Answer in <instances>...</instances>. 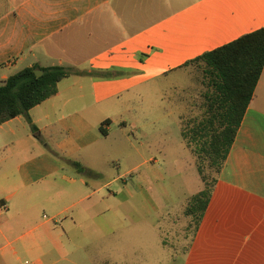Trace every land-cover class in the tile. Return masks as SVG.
<instances>
[{"label": "crops", "instance_id": "0c3cea01", "mask_svg": "<svg viewBox=\"0 0 264 264\" xmlns=\"http://www.w3.org/2000/svg\"><path fill=\"white\" fill-rule=\"evenodd\" d=\"M263 27L264 0H0V83L34 65L91 79L71 75L28 116L0 124V264H68L130 228L127 184L92 185L68 160L99 175L122 148L105 141L123 95L170 90L178 101L188 62ZM184 255L183 264H264V70Z\"/></svg>", "mask_w": 264, "mask_h": 264}, {"label": "rangeland", "instance_id": "374dc122", "mask_svg": "<svg viewBox=\"0 0 264 264\" xmlns=\"http://www.w3.org/2000/svg\"><path fill=\"white\" fill-rule=\"evenodd\" d=\"M192 72L190 86L177 96L178 101L170 90L133 92L118 100L122 103L111 114V136L105 142L122 148L109 161L98 164L102 170L99 175L88 171L83 177L92 185L120 177L116 186L127 184L137 201L135 223L112 242L104 240L77 250L68 264H183L196 231V219L186 210L205 187L199 166L209 179L215 175L192 136L205 116V96L210 90L205 63H194ZM79 80L91 83L88 76L77 73L68 83ZM87 94L91 99L90 91ZM77 170L84 171L69 161L68 173L77 176ZM120 197H127V193ZM74 239L81 245L90 240L81 236Z\"/></svg>", "mask_w": 264, "mask_h": 264}, {"label": "trees", "instance_id": "16d2710c", "mask_svg": "<svg viewBox=\"0 0 264 264\" xmlns=\"http://www.w3.org/2000/svg\"><path fill=\"white\" fill-rule=\"evenodd\" d=\"M198 62L206 65L210 90L205 96V116L195 127L192 136L200 143V150L209 160L215 175L209 179V175L199 166L205 187L193 197L186 210L187 215L196 219V230L208 208L218 176L263 73L264 27L188 63ZM35 70L44 73L37 76ZM73 73V70L63 66L34 65L11 75L0 85V124L21 115L28 116L32 108L56 95L58 84ZM109 123L106 121L100 127L104 136L108 132L103 125ZM33 130L36 132L37 128L33 126ZM72 164L84 169L83 172L87 174L88 171L79 162Z\"/></svg>", "mask_w": 264, "mask_h": 264}, {"label": "water", "instance_id": "95a60500", "mask_svg": "<svg viewBox=\"0 0 264 264\" xmlns=\"http://www.w3.org/2000/svg\"><path fill=\"white\" fill-rule=\"evenodd\" d=\"M35 73L37 76H41L44 72L42 70H35Z\"/></svg>", "mask_w": 264, "mask_h": 264}]
</instances>
